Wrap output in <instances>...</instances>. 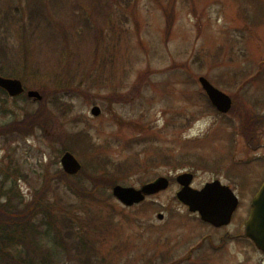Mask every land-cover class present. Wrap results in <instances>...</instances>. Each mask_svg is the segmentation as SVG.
<instances>
[{"label":"rangeland","instance_id":"obj_1","mask_svg":"<svg viewBox=\"0 0 264 264\" xmlns=\"http://www.w3.org/2000/svg\"><path fill=\"white\" fill-rule=\"evenodd\" d=\"M263 1L0 0V75L44 96L0 92L1 202L35 213L40 198L52 215L67 214L98 264L264 263L253 245L222 242L223 230L179 203L175 181L186 172L195 188L218 179L245 210L264 181V27L252 37ZM245 71L253 81L241 89ZM201 76L233 97L227 115L211 108ZM80 130L87 137L75 144ZM66 151L82 164L76 177L61 167ZM159 177L170 186L142 204L112 196L115 185ZM97 179L104 184L91 196Z\"/></svg>","mask_w":264,"mask_h":264},{"label":"trees","instance_id":"obj_2","mask_svg":"<svg viewBox=\"0 0 264 264\" xmlns=\"http://www.w3.org/2000/svg\"><path fill=\"white\" fill-rule=\"evenodd\" d=\"M86 133V130L73 132L75 144L83 143L81 140L85 141ZM100 180L103 179L93 181L96 188L92 189L91 196L104 184ZM85 190L88 192L86 188ZM61 197L63 198L62 203L65 202L66 196L61 194ZM9 200L4 203L0 200V213L6 216L13 215V218L8 220L11 222L2 223L0 221L2 223L0 224V264H58L64 259V255L70 257L69 263L98 264L97 259H94L96 248L95 250L87 248V239L76 226V220L67 214L52 215L53 207L44 203L40 198L33 203L32 208L37 207L35 213H32L33 209L26 213H11L9 208L17 209L20 206H18L19 203L12 204L11 201L16 199ZM29 212L32 213L33 219L25 218ZM41 250L45 253L39 257Z\"/></svg>","mask_w":264,"mask_h":264},{"label":"water","instance_id":"obj_3","mask_svg":"<svg viewBox=\"0 0 264 264\" xmlns=\"http://www.w3.org/2000/svg\"><path fill=\"white\" fill-rule=\"evenodd\" d=\"M200 82L213 105L221 113H228L233 104L231 98L212 86L207 79L201 78ZM0 87L11 97H19L24 93L23 85L18 80L0 76ZM28 96L35 101L42 100V96L36 91H30ZM92 114L99 116L100 108L95 107ZM61 163L64 171L70 176H76L82 169L80 162L69 152L63 156ZM192 180L193 176L190 174L178 178V182L184 186L178 194L179 200L188 205L192 212H199L204 221L216 226L228 225L238 207V200L231 190L217 181L208 184L202 191H195L190 187ZM168 186V180L162 178L141 190L117 186L114 188V195L126 206H133L143 202L146 196L165 190ZM159 219H163V216L160 215ZM247 236L255 242L259 249L264 251V188L253 202L252 219L247 225Z\"/></svg>","mask_w":264,"mask_h":264},{"label":"flooded vegetation","instance_id":"obj_4","mask_svg":"<svg viewBox=\"0 0 264 264\" xmlns=\"http://www.w3.org/2000/svg\"><path fill=\"white\" fill-rule=\"evenodd\" d=\"M261 7H264V1H263V3H261ZM263 27H264V8H262V10L259 11L258 19L257 20H252V37L255 35V31L256 30L262 29ZM241 211H244V212L241 215L242 219L240 220V222H237L238 223L237 230L235 232H233L234 234L232 232H230V231L227 232V233H228V236L230 238H233L235 240L246 241L250 245V243H251L250 240L248 238H246L245 235H244L245 222L248 219V216L250 214L249 209H247V207H246V210H245V207H242V204H241L240 209L236 212V215L234 217L233 223H234V221H235V219L237 217L238 212H241ZM226 228H228V227H226ZM226 228H220L219 230H224ZM213 229H216V228H213Z\"/></svg>","mask_w":264,"mask_h":264},{"label":"bare ground","instance_id":"obj_5","mask_svg":"<svg viewBox=\"0 0 264 264\" xmlns=\"http://www.w3.org/2000/svg\"><path fill=\"white\" fill-rule=\"evenodd\" d=\"M259 76V75H258ZM258 76L256 78H258Z\"/></svg>","mask_w":264,"mask_h":264}]
</instances>
